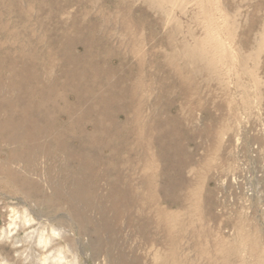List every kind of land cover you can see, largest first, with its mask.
Returning <instances> with one entry per match:
<instances>
[{
  "label": "rangeland",
  "instance_id": "374dc122",
  "mask_svg": "<svg viewBox=\"0 0 264 264\" xmlns=\"http://www.w3.org/2000/svg\"><path fill=\"white\" fill-rule=\"evenodd\" d=\"M9 112L96 144L29 161L0 126V264L38 253L24 210L79 264H264V0H0Z\"/></svg>",
  "mask_w": 264,
  "mask_h": 264
},
{
  "label": "bare ground",
  "instance_id": "6f19581e",
  "mask_svg": "<svg viewBox=\"0 0 264 264\" xmlns=\"http://www.w3.org/2000/svg\"><path fill=\"white\" fill-rule=\"evenodd\" d=\"M11 114H13V112L12 113L9 112V114L4 119H2L0 121L1 129L9 131V134L7 136V140H9V142H11L12 144H15V146H17L20 141H24V143H25L24 144V150L28 156V160L29 159L31 160L35 156H37L39 153L40 147H42V145H46V143H48L49 141H51V142L54 141V144L59 148L61 153L65 151V146H66V144H68V142H71V143L78 142V144H75L76 148L71 149L73 156L71 154V151L67 155L64 154V157L68 161L70 160L69 158H71L72 160H79V159H81V157L84 158L80 154V151H82L83 149H87V148H90L92 146H95V144H96L93 134L88 133V132H82L79 135H75V134L68 135L67 136L68 140L62 139V138H65V137H62L63 132L65 130L71 128L72 126H74V122L71 120V117L67 123L68 128H63L61 125L58 126V128H50V126L54 124V119H52L51 115H49V114L38 115V117L35 121V123H37V122H43L44 123L45 122L47 125L43 126V127L33 126V124L30 123V121H31L29 119L30 116L26 115V113H24V112L20 113V114H22V115H19V116H21V119L19 118L20 120L18 119L17 122H14L12 120ZM30 125H32L33 127ZM54 144H52V145H54ZM99 144L102 145L101 148H104L107 145L104 142H100ZM43 149H45V148H43ZM49 154H51V152H48V151L46 153L44 152V157L49 155ZM38 159H39V157H38ZM35 160H36V157H35ZM29 172H31V171H29ZM70 185H71V183H70ZM79 186H80V184H79ZM52 190H53V188H52ZM81 204H83V203H81ZM97 206H99V205H97ZM19 214H17V212L14 213V215L12 216L13 218H11L12 219L11 223L9 225V226H12L13 229L11 227H9V228H11V230H14L15 226H18L17 222H16V221H18V224L21 223V227L28 226L30 228V230L27 232H24L25 236L23 239L21 238L22 240H17L20 238L11 240V247L17 248V247L21 246L22 243H26L27 248H30V249L37 248L38 253L35 255V259L30 262L31 264H35V263H37V264H79L75 260L77 255H78V252H79L78 248H76V246H74V248H73V246L70 245L68 238H67V234L65 231H62L59 228L52 226L51 224H50V228H47L45 226L46 224L42 223L41 220H40V222H36V225H37L36 227L35 226L32 227L35 219L32 218L26 210H24L23 216H22V214H20L21 216ZM38 218L40 219V217H38ZM39 219H37V221ZM46 222H49V221H46ZM56 237H59V240H61V241H56ZM80 245H81V243H80Z\"/></svg>",
  "mask_w": 264,
  "mask_h": 264
},
{
  "label": "built area",
  "instance_id": "2783aa9c",
  "mask_svg": "<svg viewBox=\"0 0 264 264\" xmlns=\"http://www.w3.org/2000/svg\"><path fill=\"white\" fill-rule=\"evenodd\" d=\"M236 176H237V175H233V176L231 177V184H232V185H234V183H236Z\"/></svg>",
  "mask_w": 264,
  "mask_h": 264
}]
</instances>
